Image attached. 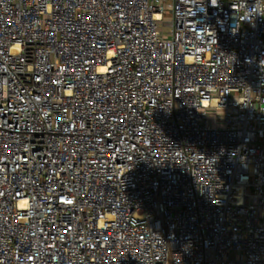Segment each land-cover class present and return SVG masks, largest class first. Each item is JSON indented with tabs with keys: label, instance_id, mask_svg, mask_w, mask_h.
Listing matches in <instances>:
<instances>
[{
	"label": "built area",
	"instance_id": "1",
	"mask_svg": "<svg viewBox=\"0 0 264 264\" xmlns=\"http://www.w3.org/2000/svg\"><path fill=\"white\" fill-rule=\"evenodd\" d=\"M0 264H264V0H0Z\"/></svg>",
	"mask_w": 264,
	"mask_h": 264
}]
</instances>
